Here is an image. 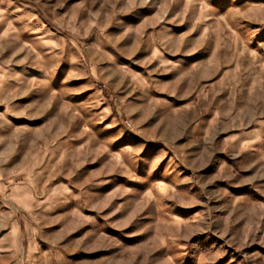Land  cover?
<instances>
[{
  "label": "rangeland",
  "instance_id": "1",
  "mask_svg": "<svg viewBox=\"0 0 264 264\" xmlns=\"http://www.w3.org/2000/svg\"><path fill=\"white\" fill-rule=\"evenodd\" d=\"M0 226L6 264H264V0H0Z\"/></svg>",
  "mask_w": 264,
  "mask_h": 264
},
{
  "label": "crops",
  "instance_id": "2",
  "mask_svg": "<svg viewBox=\"0 0 264 264\" xmlns=\"http://www.w3.org/2000/svg\"><path fill=\"white\" fill-rule=\"evenodd\" d=\"M9 229H11V228L0 226V233H3V236L1 235V237H0V259H1L0 260V264H6L9 261V259L7 258L8 256H7L6 251L2 252V249H6L7 248V245L2 246L3 244H1V243H4L2 241L6 240L8 235L12 234V231L9 230ZM2 257L5 258L6 260L2 261Z\"/></svg>",
  "mask_w": 264,
  "mask_h": 264
}]
</instances>
